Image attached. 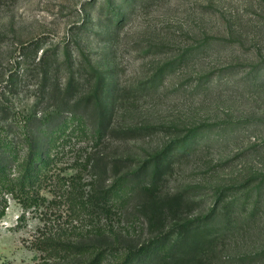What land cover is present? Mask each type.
I'll list each match as a JSON object with an SVG mask.
<instances>
[{
    "label": "rangeland",
    "instance_id": "rangeland-1",
    "mask_svg": "<svg viewBox=\"0 0 264 264\" xmlns=\"http://www.w3.org/2000/svg\"><path fill=\"white\" fill-rule=\"evenodd\" d=\"M94 70L111 121L97 136L47 108L71 76L92 93ZM0 142V264H80L102 248L44 240L143 246L153 233L121 175L161 150V193L190 201L171 227L209 234L196 264H264V0H0ZM113 252L102 264L127 249ZM141 254L129 264H152Z\"/></svg>",
    "mask_w": 264,
    "mask_h": 264
},
{
    "label": "trees",
    "instance_id": "trees-1",
    "mask_svg": "<svg viewBox=\"0 0 264 264\" xmlns=\"http://www.w3.org/2000/svg\"><path fill=\"white\" fill-rule=\"evenodd\" d=\"M94 71L96 81L92 93L78 95L73 91L75 79L74 76H71L64 88L58 85L56 88L51 89L52 102L47 108L53 107L52 112L65 111L84 118L94 135L97 136L108 131L111 127V121L108 117V109L101 99L104 78L98 75L97 70ZM54 130L52 129V131ZM37 149L35 147L31 150L26 161L25 171L16 179L22 185L29 180L27 178L30 177L29 166L33 156L39 155ZM98 158L99 153H94L92 160L96 159L93 162L95 170L98 166L96 163L100 160ZM168 164L170 163L166 160V153L161 150L121 175V178L126 180L125 187L127 186L129 189L125 196L130 199L137 198L135 211L144 217L153 233L152 239L142 244L143 246H118L111 241V236L102 233L94 236L96 242L92 241V243L87 244L57 243L52 240H44V250L82 255L96 246H102L101 250L95 252L92 259L85 260L80 264H102L106 251L117 253L119 249L123 248L127 249L124 259L114 264H129V258L133 260L136 255L139 256L141 253L143 254V261L152 264H196L198 256L210 242L209 234L206 233L201 224H196L194 219L177 222L174 227H171V221L178 218L179 213L184 210L190 201L186 199L182 192L161 193L160 185ZM5 168H7L6 163L1 162L0 156V174H6ZM5 177L0 176L2 186L3 182L8 181ZM7 185L9 184L7 183ZM103 191L106 190L99 188L101 194ZM1 201L0 217L7 206L5 203L1 205Z\"/></svg>",
    "mask_w": 264,
    "mask_h": 264
}]
</instances>
